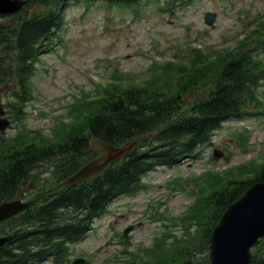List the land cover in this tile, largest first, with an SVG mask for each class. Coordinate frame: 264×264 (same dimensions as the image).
I'll list each match as a JSON object with an SVG mask.
<instances>
[{
	"label": "trees",
	"instance_id": "trees-1",
	"mask_svg": "<svg viewBox=\"0 0 264 264\" xmlns=\"http://www.w3.org/2000/svg\"><path fill=\"white\" fill-rule=\"evenodd\" d=\"M60 1L38 0L40 9L0 15V83L13 84L19 101L33 95L29 80L40 55L53 38L60 41ZM104 1L130 5L139 0ZM175 1L187 5L192 0L168 3ZM260 25L235 49L206 54L195 50L187 64L177 65L175 74L174 63H167L165 79L149 78L140 85H125L120 80L104 86L103 93L84 97L82 102L77 99L72 121L63 123L53 139L0 136V202L22 195L31 201L25 210L0 222V236H9L0 247V264L47 260L64 264L70 246L86 236L115 198L137 192L143 187V177L160 166L173 167L198 158L199 147L211 143L225 121L250 115L248 106L260 103L257 90L264 79V64L245 40H255ZM198 87L206 89L189 102L187 94ZM100 140L116 147L135 144L99 174L65 184L68 176L99 154L93 143ZM45 164L48 168L42 170ZM252 175L242 178L235 169L218 175L201 189L185 217L196 224L194 232L170 243L157 238L151 249L140 253L145 258L134 257L131 263L185 264L198 255L197 264L199 259L208 264L212 228L252 182L264 181V163ZM250 264H264V239L253 248Z\"/></svg>",
	"mask_w": 264,
	"mask_h": 264
},
{
	"label": "rangeland",
	"instance_id": "rangeland-1",
	"mask_svg": "<svg viewBox=\"0 0 264 264\" xmlns=\"http://www.w3.org/2000/svg\"><path fill=\"white\" fill-rule=\"evenodd\" d=\"M169 1L139 0L130 5L104 0L60 1V41L53 38L35 63L29 80L33 95L19 101L13 84L0 83V102L10 103L6 108L10 122L0 136L25 134L35 141L53 139L62 131L63 123L72 121L77 99L82 102L84 97L103 93L104 86L120 80L125 85H140L149 78L165 79L167 63H174L175 74L195 50L206 54L235 49L258 23L259 32L253 37L257 40L246 39L245 43L255 47L264 64V0H192L187 5ZM35 8L42 5L29 0L21 10ZM206 11L215 13L212 25L204 22ZM205 89L192 90L187 100L192 102ZM257 95L260 103L248 106L250 115L224 122L211 143L199 147L198 158H188L174 167H158L144 176V187L115 198L105 215L93 221L84 239L70 246L64 264H72L76 257H83L84 264H132L134 257L145 258L140 253L151 249L157 238L170 243L192 234L196 224L185 217L202 188L230 169L242 178H253V171L264 163V79ZM214 149L222 152L221 157H213ZM243 166L247 168L243 170ZM45 167L48 165L41 169ZM130 225L124 240L122 231ZM199 262L205 264L202 259Z\"/></svg>",
	"mask_w": 264,
	"mask_h": 264
},
{
	"label": "water",
	"instance_id": "water-1",
	"mask_svg": "<svg viewBox=\"0 0 264 264\" xmlns=\"http://www.w3.org/2000/svg\"><path fill=\"white\" fill-rule=\"evenodd\" d=\"M28 0H0V14L17 12ZM215 13L205 12L204 21L208 25L214 22ZM8 104L0 103V131L9 125L4 117V107ZM95 148L103 152L102 156L88 161L80 169L65 180V184H76L100 173L107 165L123 156L127 148L113 147L112 144L99 141ZM215 157L221 152L214 150ZM29 206V202L20 199L3 201L0 203V222L10 218ZM131 226L127 227L123 235ZM264 236V181L253 182L235 201L227 206L218 223L211 231L209 238V264H250V248L257 240ZM8 236L0 237V247L5 244ZM81 258L74 259L73 264H82ZM185 264H193L188 260Z\"/></svg>",
	"mask_w": 264,
	"mask_h": 264
}]
</instances>
